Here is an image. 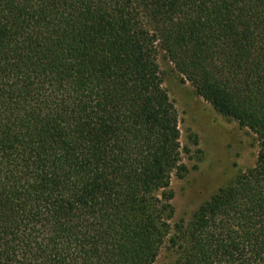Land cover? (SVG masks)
Masks as SVG:
<instances>
[{
  "label": "trees",
  "instance_id": "1",
  "mask_svg": "<svg viewBox=\"0 0 264 264\" xmlns=\"http://www.w3.org/2000/svg\"><path fill=\"white\" fill-rule=\"evenodd\" d=\"M163 51L259 141L189 218ZM264 264V0H0V264Z\"/></svg>",
  "mask_w": 264,
  "mask_h": 264
},
{
  "label": "rangeland",
  "instance_id": "2",
  "mask_svg": "<svg viewBox=\"0 0 264 264\" xmlns=\"http://www.w3.org/2000/svg\"><path fill=\"white\" fill-rule=\"evenodd\" d=\"M158 62L178 112L183 161L188 166L184 176L172 177L174 216L189 218L220 186L255 164L259 141L252 130L197 94L163 51ZM168 261V253L163 252L155 264Z\"/></svg>",
  "mask_w": 264,
  "mask_h": 264
}]
</instances>
